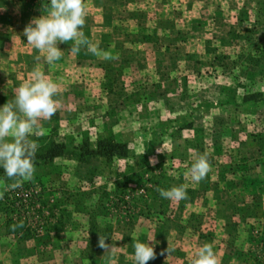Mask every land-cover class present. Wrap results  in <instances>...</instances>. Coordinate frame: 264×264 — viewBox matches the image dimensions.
Listing matches in <instances>:
<instances>
[{
    "label": "rangeland",
    "instance_id": "obj_1",
    "mask_svg": "<svg viewBox=\"0 0 264 264\" xmlns=\"http://www.w3.org/2000/svg\"><path fill=\"white\" fill-rule=\"evenodd\" d=\"M225 5L214 39L188 29L160 52L53 65L59 103L29 137L34 180L5 191L0 167V264H134L135 241L154 246L148 264H189L223 234L241 264H264V0ZM48 147L61 155L44 161ZM204 153L211 171L193 182L185 173ZM180 185L178 202L157 191Z\"/></svg>",
    "mask_w": 264,
    "mask_h": 264
},
{
    "label": "crops",
    "instance_id": "obj_2",
    "mask_svg": "<svg viewBox=\"0 0 264 264\" xmlns=\"http://www.w3.org/2000/svg\"><path fill=\"white\" fill-rule=\"evenodd\" d=\"M225 3L226 0H85L88 14L81 30L99 49L112 51L119 58L156 53L175 35L188 36L183 35L188 29L213 39L217 31L224 32L228 21ZM49 7L50 0H0V108L9 102L8 94L15 95V90L30 80L37 66L48 76L54 66L61 72L78 63H97L98 57L86 49L71 53V42L58 44L63 56L54 66L43 58L35 60L40 53L27 43L23 32L33 18L47 15ZM222 236L216 242L212 237L208 243L219 264H241L231 255ZM195 258L190 256L189 264ZM176 260L174 264H182L179 258Z\"/></svg>",
    "mask_w": 264,
    "mask_h": 264
},
{
    "label": "clouds",
    "instance_id": "obj_3",
    "mask_svg": "<svg viewBox=\"0 0 264 264\" xmlns=\"http://www.w3.org/2000/svg\"><path fill=\"white\" fill-rule=\"evenodd\" d=\"M87 6L85 0H50L47 15L33 18L25 27L23 35L27 43L38 50L40 55L35 57L39 62L41 58L53 66L63 56V51L58 47L60 43L71 42L70 52L79 54L82 49L87 53L103 57L105 60L118 59V56L98 48L81 30L86 23ZM264 91V89H261ZM59 94V86L46 76L37 66L30 74V80L21 84L15 90V98L0 108V167L5 171L7 178L13 181L8 188L22 187L23 182H32L35 177V159L38 144L29 137L43 136L46 130L41 121L50 119L58 109V101L54 99ZM160 152V149H157ZM153 165L156 160L150 159ZM211 171L207 153L199 155L191 168L185 173L193 182L205 179ZM160 196L164 199L178 202L187 199L184 185L173 186L170 189L158 188ZM4 192L0 191V200ZM23 227V224H14L12 229ZM135 241V237L133 236ZM149 241H153L150 239ZM98 247L106 254H114L115 247L106 243V237H98ZM134 264H148L157 258L154 246L149 243L135 241ZM175 248L169 243L168 248L161 251L160 255L170 256ZM191 264H219L217 254L211 244L202 245L196 258Z\"/></svg>",
    "mask_w": 264,
    "mask_h": 264
},
{
    "label": "trees",
    "instance_id": "obj_4",
    "mask_svg": "<svg viewBox=\"0 0 264 264\" xmlns=\"http://www.w3.org/2000/svg\"><path fill=\"white\" fill-rule=\"evenodd\" d=\"M100 146H101V143L98 142V147H100ZM121 146L122 145H120V144L119 145L116 144V145L108 146V148L112 152L121 154V152H119V149ZM61 148H63V145H61ZM61 151H62V149H60L59 147H57V148L48 147L42 153L41 157L43 158L44 161H51L53 157L61 155V153H62ZM98 153L101 154V150L98 149ZM0 172H2V168H0ZM0 178H2V177H0ZM14 224L18 225L19 223L16 222Z\"/></svg>",
    "mask_w": 264,
    "mask_h": 264
}]
</instances>
